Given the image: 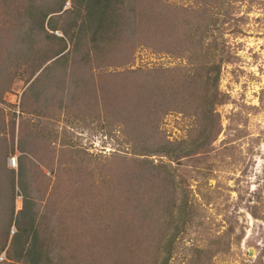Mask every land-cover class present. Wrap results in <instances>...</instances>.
<instances>
[{
  "label": "rangeland",
  "instance_id": "rangeland-1",
  "mask_svg": "<svg viewBox=\"0 0 264 264\" xmlns=\"http://www.w3.org/2000/svg\"><path fill=\"white\" fill-rule=\"evenodd\" d=\"M164 1L181 6L203 2ZM49 2V8L56 9L50 16L59 18L57 30L50 33L64 41H49L43 45L48 48L36 53L37 43L28 37L24 39L26 52L10 56L4 53L0 36V141L10 146L7 169L14 170L13 176L3 170L0 184V198H4L0 207L5 208L0 214V263H27L23 256L20 262L6 259V251L19 229L22 244L27 240L31 243L33 219H66L56 240L62 251L61 235L70 229L87 236L76 221L97 219L102 208L106 217L102 214L99 218L113 219L108 222L111 226L115 219H127V223L147 219L141 229L126 227L127 234L142 232L140 239L151 245L145 264H201L195 260L198 256L209 259L205 264H264V0L210 4L215 18L210 32L217 37L215 65H219L221 54L230 53L220 63L215 85L208 60L197 75L188 61L142 46L133 50L128 65L126 60L117 64L113 60L105 64L85 62L87 68L74 76V57L68 54L74 49L76 23L84 17L63 15L73 6L70 0L62 5V0ZM1 11L0 21H7ZM200 14L192 13L195 24L201 20ZM44 26L47 29L46 23ZM208 40L213 42V37ZM62 49L65 51L57 57L39 63L38 58ZM53 64L57 67L50 73H42ZM174 67H179L172 72L178 76L176 91L169 86L170 80L174 81L172 74L163 73ZM130 69L140 74L152 70L148 83L158 86L146 93L152 91L161 98L163 112L171 109L162 117L157 139L146 138L133 145L126 133L130 122L117 120L102 99L104 94L114 99L113 75ZM155 70L157 74L152 73ZM187 76L197 77L189 82ZM210 100L216 104L207 103ZM157 147L164 152L178 150L180 156L170 162L164 154L149 155ZM12 158H16V166ZM122 158L149 162L150 168L140 172L138 178L144 184L138 191L124 183L123 193L113 200L109 187L113 193L123 182L111 175L128 171L120 168ZM162 164L168 167L162 177L171 174V185L154 178ZM103 165L115 169L110 171ZM163 190L166 201L161 198ZM129 208L134 210L129 213ZM138 210H142L140 215L135 213ZM159 238L163 243L160 248L155 247ZM28 246L18 249H23L24 255Z\"/></svg>",
  "mask_w": 264,
  "mask_h": 264
},
{
  "label": "trees",
  "instance_id": "trees-1",
  "mask_svg": "<svg viewBox=\"0 0 264 264\" xmlns=\"http://www.w3.org/2000/svg\"><path fill=\"white\" fill-rule=\"evenodd\" d=\"M49 1L55 0H0V9L3 10L1 12L5 13L8 17L7 21H0V36L4 41L3 51L5 54L10 56L23 55L26 52L24 39L28 37H33V40L37 43V47L35 48L36 53H39L44 47L48 48L49 45H43L49 43V41L56 39L64 41L63 38H58L53 35V33H50V30H57L55 22L59 20V18L57 15L50 16L56 9L49 8ZM65 1L66 0H62L60 4L62 5ZM202 1L201 4L196 3V5L181 6L168 3L164 0H70L73 6L69 10L63 12V15L67 17L70 15L84 17L81 19L80 23H76L78 30L74 38V49L68 54V56L73 55L74 57L72 67L74 76L80 75V72L87 68V66L84 65L85 62L105 64L109 60H113L112 63H116V61H120L119 63H121L122 60H126L125 64L128 65L132 60L131 55L133 50L138 46H142L155 49L156 52H164L175 58L188 61L187 65L193 67L192 70H194L197 75L201 73V68L207 64L206 60H208L212 63V72H214V78H212L213 84H217L221 69H219L221 66L220 63L224 62V59H228L230 53H226L225 56L221 54L219 65H215V57L217 56V51H215V49H217V37L210 32L211 28L209 25H211V22L215 21V18L212 10H209V8L212 3L215 4V6L219 4L217 3L218 0H213L214 2L212 0ZM60 4L55 3L54 6ZM198 5H200L199 9H197ZM62 8L63 7L59 8L61 12L63 10ZM195 10H198V12H195ZM193 12L201 13L199 17L202 18L196 24L192 20L191 15ZM9 15L12 19H9ZM17 20L18 23H15ZM13 21L14 23H11ZM45 23L47 24V29H45ZM39 24L40 29L37 28ZM195 25L199 27H194ZM61 28L67 32L64 25L61 26ZM197 29H200V31H197ZM210 36L213 37V42L208 40ZM127 44H129V47ZM65 49L50 51L47 56L38 58L40 60L39 63L42 64L57 57L63 53ZM94 51H96V53H94ZM109 54L110 56L106 59V56ZM93 58L99 60L94 61ZM56 65L57 64L47 66L48 68H45L42 73H50ZM178 68L179 67H174L168 69V72H163L172 74L170 77L174 81L170 80L169 86L173 91H176L177 82L175 79H177L178 76L176 78L172 72L176 71ZM141 71L144 70L141 69ZM149 72L140 74L137 70L130 69L125 74L115 73L113 75L116 77L114 85L117 90L114 91V99H108L105 94L102 98L107 102V104H103L113 109V114L116 116L117 120H123L124 122L128 120L132 125L131 126L129 123L127 124L131 127L126 125V133L129 138V143L132 145L146 138L148 140L157 139L159 134H161V132H159V127L162 117L169 110L166 109V112L162 111L161 98H159L158 95H152V91L146 93L147 90H150V87L156 88L158 86L157 83L151 86L149 85L147 80V77L150 76ZM157 72L158 70H155V72L152 73L157 74ZM120 76L122 78H120ZM187 77L190 79L187 81L193 82L192 80L196 79L197 76ZM39 78H37V80ZM53 79H50V81ZM101 91L104 92V88L101 87ZM175 93L177 94V92ZM74 97L75 96H73L72 99ZM213 102L214 101L211 100L207 101L209 104H216V102ZM90 105L92 106V104ZM169 107L173 108L172 105ZM125 113H129L130 115L128 117L124 116ZM130 131L139 134L138 137L137 134H132ZM9 152L10 146L7 145L4 140H1L0 153L3 154L0 159L1 185L3 170L7 172V175L9 171L12 173V176L14 173V170L7 169ZM145 152L147 154L148 151ZM146 154H142V156ZM159 154H164V156L169 157L170 162H175L180 156L178 150H167L164 152L162 148L160 149L157 147V149L149 151V155L152 156ZM121 160L120 168L126 167L128 171L122 169L125 172L118 177L117 175L122 170L111 175L112 179L114 178V180L118 182H123L113 193L109 187V197L112 195L110 198L113 200L120 193H123V188L121 187L124 183L132 191H138L144 184V180L138 178L140 172L144 168H150V163L146 161H139L138 159L123 160V158ZM123 163L125 164L124 166ZM103 166L105 167V165ZM152 168H154L153 170H157L156 167ZM104 169L112 171V169L115 168H113V165H110L106 166ZM161 170L154 174V178L162 180L167 184L171 183V178L173 179L171 174L168 177H162V173L168 170L166 164H162ZM129 188L127 195L129 194ZM164 192L163 190L161 198L166 201ZM3 199L0 198V201L2 202ZM12 200L14 201V195ZM136 208L137 207H134V209ZM134 209L129 208L128 212L131 213V210ZM137 212V215H140L142 210H138L135 213ZM2 213H5V208L1 210L0 207V214ZM102 214L106 217V214L101 208L98 211L97 219H79L80 222L75 220L77 225H79V223L83 225V229L88 232V235L84 237L83 234H77L78 232L68 229L67 232L61 235L62 251L58 249L56 240L60 236V230L63 228L62 225H65L66 219H40L38 222H36L37 219H33L34 231L32 233V241L30 244L28 240L24 243V245H29L26 253L23 255V249H18V246H20V248L24 246L21 238L22 231L19 229L12 237L9 248L6 251V259L20 262L23 256L24 261L27 262L26 264H145V259L148 258L150 254L148 249L151 248V245L148 246L147 239H140L142 232L127 234L126 227L132 225V227L138 226L141 229L140 225L147 222V219H134L128 223L126 222L127 219H115L111 226L108 222L113 219L101 220L99 216ZM109 215L110 213H108L107 216ZM125 216H127V213H125ZM1 220L2 219H0V222ZM157 222H159V219L155 224ZM18 225H20L19 222ZM66 225L70 226L69 224ZM126 234L130 237H127ZM109 235H111V237ZM88 237L89 240H87ZM134 237L138 239H131ZM82 238L84 239L78 242V239ZM147 238L149 239L150 237ZM161 244L163 243L161 242V238H159L156 241L155 247L160 248ZM4 250L3 248L2 252ZM200 254L203 253L200 252ZM61 255L63 256L61 257ZM167 260L168 259H166V262ZM195 260H198L201 264H205L204 262L209 259L204 260V256H198L195 257ZM196 263L198 264V262Z\"/></svg>",
  "mask_w": 264,
  "mask_h": 264
},
{
  "label": "built area",
  "instance_id": "built-area-1",
  "mask_svg": "<svg viewBox=\"0 0 264 264\" xmlns=\"http://www.w3.org/2000/svg\"><path fill=\"white\" fill-rule=\"evenodd\" d=\"M16 158H12L11 159V163H13V165L15 164Z\"/></svg>",
  "mask_w": 264,
  "mask_h": 264
},
{
  "label": "bare ground",
  "instance_id": "bare-ground-1",
  "mask_svg": "<svg viewBox=\"0 0 264 264\" xmlns=\"http://www.w3.org/2000/svg\"><path fill=\"white\" fill-rule=\"evenodd\" d=\"M15 166H16V161H15ZM20 205V204H19Z\"/></svg>",
  "mask_w": 264,
  "mask_h": 264
}]
</instances>
